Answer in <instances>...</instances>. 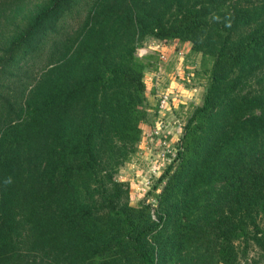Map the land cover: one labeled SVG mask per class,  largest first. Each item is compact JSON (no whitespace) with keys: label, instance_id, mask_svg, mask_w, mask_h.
Returning <instances> with one entry per match:
<instances>
[{"label":"trees","instance_id":"1","mask_svg":"<svg viewBox=\"0 0 264 264\" xmlns=\"http://www.w3.org/2000/svg\"><path fill=\"white\" fill-rule=\"evenodd\" d=\"M146 40L212 61L154 217L116 178L148 114ZM249 247L264 258V0H0V264H240Z\"/></svg>","mask_w":264,"mask_h":264},{"label":"rangeland","instance_id":"2","mask_svg":"<svg viewBox=\"0 0 264 264\" xmlns=\"http://www.w3.org/2000/svg\"><path fill=\"white\" fill-rule=\"evenodd\" d=\"M36 1L28 0L32 4ZM84 14L82 10L81 17ZM153 42L146 40L136 52L137 58L145 60L144 82L149 101L146 121L141 125V140L136 153L119 169L116 178L128 184L130 204L138 206L141 201L151 204L154 217L160 177L169 164L175 163L173 157L182 129L193 111L202 104L212 61L192 53L187 42L160 41L155 46ZM141 49L146 50L142 56ZM160 55H164L165 59L161 60ZM44 59L41 56L33 64L29 77L37 74L44 65ZM164 93L170 95V109L167 113L156 112L153 105L157 95ZM157 185L158 188L154 189ZM240 256V264H264L261 252L255 247H249Z\"/></svg>","mask_w":264,"mask_h":264},{"label":"built area","instance_id":"3","mask_svg":"<svg viewBox=\"0 0 264 264\" xmlns=\"http://www.w3.org/2000/svg\"><path fill=\"white\" fill-rule=\"evenodd\" d=\"M160 41H155L153 42V46L156 45V43H158ZM162 43H165V41H162ZM168 43H171V42H168ZM142 52L141 56L143 54L146 53V50L145 49H141L140 50V53ZM160 59L161 60H164L165 59V56L164 55H160ZM169 94H162V95H157V100H156V103H155V106H156V112H163V113H167V111H169L170 109V106L169 104H171V101H170V95L168 96ZM167 104V106H166ZM166 106V107H165ZM165 108V109H164ZM164 109V110H163ZM163 110V111H161ZM155 136V135H154Z\"/></svg>","mask_w":264,"mask_h":264}]
</instances>
